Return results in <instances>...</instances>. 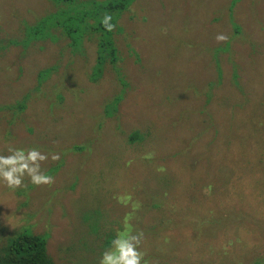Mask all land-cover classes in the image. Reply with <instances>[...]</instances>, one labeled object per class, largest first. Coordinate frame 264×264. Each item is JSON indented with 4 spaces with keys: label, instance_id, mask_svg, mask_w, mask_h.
<instances>
[{
    "label": "rangeland",
    "instance_id": "374dc122",
    "mask_svg": "<svg viewBox=\"0 0 264 264\" xmlns=\"http://www.w3.org/2000/svg\"><path fill=\"white\" fill-rule=\"evenodd\" d=\"M132 1L115 33L122 85L110 64L91 79L95 33L85 32L76 47L59 27L55 40L5 48L26 23L57 7L54 0H0V153L11 144L60 154L44 165L52 186L26 178L27 188L13 191L0 183L2 240L29 229L47 234L57 264H99L107 228L121 223L118 195L139 203L141 220L155 215L154 239L144 247L150 264H264V0ZM218 33L228 40L217 43ZM227 42L237 64L223 60ZM218 50L221 82L207 78ZM72 58L77 80L66 92L60 87ZM185 63L187 80L169 81L167 70ZM69 129L78 152L62 144ZM98 182L110 197L104 205L94 202ZM168 215L175 224L162 222Z\"/></svg>",
    "mask_w": 264,
    "mask_h": 264
},
{
    "label": "trees",
    "instance_id": "16d2710c",
    "mask_svg": "<svg viewBox=\"0 0 264 264\" xmlns=\"http://www.w3.org/2000/svg\"><path fill=\"white\" fill-rule=\"evenodd\" d=\"M132 3V0H54V4L57 7L54 12L47 13V15L42 16L36 22L26 23L25 27L23 28V34L19 38L11 37L2 44L5 45V48H8L10 45H19L23 48H27L32 42L37 40H55L57 34L56 36H54V33L60 27L62 28V30H60L59 32L63 36L68 38L69 45L77 47L80 44H84V42L86 41V39H84L85 32L95 33L98 34V36L100 37L98 40L99 50L97 52V62L90 76L91 79L97 81L101 77L106 64H110L111 68L115 71L122 85H125L128 83L127 75H125L122 67L120 66V50L116 43L115 33L117 29H123V27L118 24V20L121 16H123L124 11L127 10L129 5H131ZM105 13H110L112 15V22L116 24L115 31H106L103 25L100 23L101 18L104 16ZM234 28L236 32L240 31V26L238 24H234ZM192 37L194 36L192 35ZM183 38L188 41H192L186 37ZM227 44L228 45H225L224 48H222L223 60L226 59L228 63L237 64L234 59V50L231 48L232 44L231 42L230 44L229 42H227ZM129 46L130 54H132L135 58V64L140 63L142 60L140 54L134 51V49L131 48V45ZM179 46L184 50H187L186 44L179 43ZM191 48L194 49L193 45L191 46ZM219 51L220 50H218L217 53L212 54L214 56H212L209 61V65L213 72L212 77H207L210 81L221 82V80H224L223 68L221 65V60L219 58L221 52L219 53ZM74 52L78 51L74 50ZM187 55L191 56V58L189 59L196 58L193 54ZM202 57V54H198V59H201ZM189 59L187 58V61H189ZM72 62H74L73 58L71 60V63L68 65V69L65 71L67 75L66 80L60 87L61 90H64L66 92L69 91L68 83H74L77 80V77L71 73V71L75 69V67L72 66ZM188 64L189 63H185L183 67L179 68L178 70L168 69V80H179V82H184L185 80H187V74L185 73V71L189 66ZM50 71V68L44 70L40 75L41 78L43 79L46 75L50 73ZM171 71L176 72V78H171ZM137 72L141 71L137 69ZM85 73L86 75L88 74L87 69ZM182 87L187 88L186 86ZM118 97L119 95H117V97L109 106L116 105L118 103ZM225 101L226 99L220 98L217 102V105L221 107L223 104H225ZM20 103L21 102H19L18 105ZM116 109L118 110V106L116 107ZM70 131L71 129L63 132L62 144H64L63 146L75 144L76 147H71L70 149L74 150L75 152H78L79 142L77 138L67 137V134H70ZM137 137H139V135L136 136V134H134L131 136L132 139H135ZM92 174L93 171L89 170L86 173V179H93L94 176ZM215 177L213 180H215ZM94 190V202L97 205H104L110 199V197L103 192V186L100 185L99 182L94 188ZM99 193H103L104 197H96ZM114 197L116 198L118 197V195ZM62 198L63 196L59 195L55 201L57 203H61ZM79 200L80 199H78V201ZM162 202L163 200H161V204ZM119 211L121 213V223L117 227L111 226V228H107L105 239L106 241L110 239L107 244L108 247H110L111 240L115 237L116 231L118 229H122L125 216L130 215L131 225L137 231L143 230L144 232L145 242L142 245V248L144 250L146 243L154 239L151 221H153L155 215H152L151 212V215L147 214L146 220L143 221L140 217H137L138 211L133 212L131 204H129L127 207L125 205L121 206ZM101 215H103V212L101 213ZM186 217L192 218V216L188 214H186ZM164 221H169L171 224H175V219L172 215H168L162 220V222ZM47 243V234H36L29 229L19 230V232H16L14 235L7 236L5 240H2V237L0 236V264H57L49 254Z\"/></svg>",
    "mask_w": 264,
    "mask_h": 264
},
{
    "label": "clouds",
    "instance_id": "9594fccd",
    "mask_svg": "<svg viewBox=\"0 0 264 264\" xmlns=\"http://www.w3.org/2000/svg\"><path fill=\"white\" fill-rule=\"evenodd\" d=\"M110 13H105L100 23L106 31L116 30V24L112 22ZM217 43L228 40V36L218 33L215 36ZM7 154L0 153V183L15 191L20 188H27L25 180L37 187L55 183V177L44 171V165L49 158L52 161L60 159L59 153H44L39 148H18L14 145H6ZM118 201L126 207L131 204L133 212L140 207L139 203L131 201V198L117 197ZM131 216L127 215L123 221L122 229L116 231L115 237L111 240L110 247L106 248L99 258V264H150L145 259L146 251L143 250V230L137 231L130 223Z\"/></svg>",
    "mask_w": 264,
    "mask_h": 264
}]
</instances>
